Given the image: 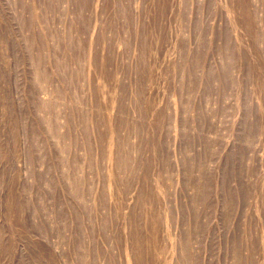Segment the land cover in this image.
Instances as JSON below:
<instances>
[{
    "label": "rangeland",
    "instance_id": "rangeland-1",
    "mask_svg": "<svg viewBox=\"0 0 264 264\" xmlns=\"http://www.w3.org/2000/svg\"><path fill=\"white\" fill-rule=\"evenodd\" d=\"M0 264H264V0H0Z\"/></svg>",
    "mask_w": 264,
    "mask_h": 264
},
{
    "label": "bare ground",
    "instance_id": "bare-ground-1",
    "mask_svg": "<svg viewBox=\"0 0 264 264\" xmlns=\"http://www.w3.org/2000/svg\"><path fill=\"white\" fill-rule=\"evenodd\" d=\"M21 1V0H20ZM110 3V2H109ZM43 39V38H42ZM45 56V55H44ZM77 58V57H76ZM60 71V70H59ZM70 177V176H69ZM125 194V193H124ZM76 206V205H75ZM85 207V206H84ZM75 208V207H74ZM73 208V209H74ZM78 208V207H77ZM65 211V210H64ZM66 213V212H65ZM66 219V218H65ZM48 223V222H47ZM65 223V222H64ZM69 223V222H68ZM68 226V225H67ZM36 228H37V225H36ZM83 228V227H82ZM35 229V228H34ZM39 229V228H38ZM33 230V229H32ZM58 232V231H57ZM82 233V232H81ZM63 235V234H62ZM36 240V239H35ZM50 246V245H49ZM30 253V252H29ZM79 261V260H78Z\"/></svg>",
    "mask_w": 264,
    "mask_h": 264
}]
</instances>
